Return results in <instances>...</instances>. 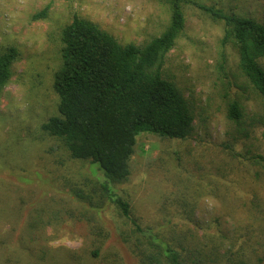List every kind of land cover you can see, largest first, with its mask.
Here are the masks:
<instances>
[{
    "label": "rangeland",
    "instance_id": "rangeland-1",
    "mask_svg": "<svg viewBox=\"0 0 264 264\" xmlns=\"http://www.w3.org/2000/svg\"><path fill=\"white\" fill-rule=\"evenodd\" d=\"M198 5L264 22V0L183 6L164 74L188 98L193 130L182 141L136 137L130 175L115 188L130 204L125 218L109 202L97 209L74 197L91 192L88 165L67 160L41 124L56 114L51 76L66 23L77 15L139 46L168 25L166 5L0 0V54L18 51L0 92V264H171L151 241L168 244L180 264H264L263 101L240 75L234 46L223 43L222 22ZM47 6L46 19H32ZM233 99L243 107L238 125L226 118Z\"/></svg>",
    "mask_w": 264,
    "mask_h": 264
},
{
    "label": "trees",
    "instance_id": "trees-1",
    "mask_svg": "<svg viewBox=\"0 0 264 264\" xmlns=\"http://www.w3.org/2000/svg\"><path fill=\"white\" fill-rule=\"evenodd\" d=\"M161 2L168 9L169 23L158 36L139 46L122 44L97 23L77 15L61 28L59 64L50 87L56 96V114L41 124L42 132L58 142L56 149H62L67 160L88 165L92 178H85L84 185L91 192L73 191L74 197L97 209L109 202L125 218H129L130 204L115 188L130 175L136 137L145 131L160 139L182 141L193 130L188 98L164 74L166 58L183 30V6L189 0ZM198 7L222 22L223 43L236 49L238 71L262 98L264 108V68L260 64L264 22L213 6ZM48 10V6L43 8L32 19H46ZM17 57L14 47L0 54V92L10 81ZM242 117L239 100L229 101L228 121L238 125ZM136 231L143 233L137 225ZM151 244L156 256L180 264L179 255L168 244Z\"/></svg>",
    "mask_w": 264,
    "mask_h": 264
}]
</instances>
